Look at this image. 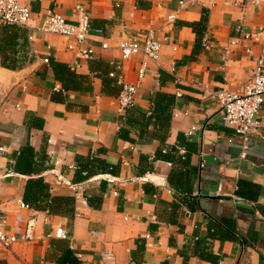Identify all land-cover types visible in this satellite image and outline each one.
Listing matches in <instances>:
<instances>
[{
    "label": "crops",
    "instance_id": "1",
    "mask_svg": "<svg viewBox=\"0 0 264 264\" xmlns=\"http://www.w3.org/2000/svg\"><path fill=\"white\" fill-rule=\"evenodd\" d=\"M20 2L32 11L28 28L20 27L31 61L12 70L0 59V214L10 233L31 223L35 240L0 245V264H60L67 249L79 264H259L264 102L260 128L243 141L224 125L218 96L250 77L244 49L259 47L242 36L264 26V0ZM78 5L89 16L91 57L83 55L86 44L68 50L64 37L33 30L49 8L76 22ZM204 11L208 50L185 25ZM148 32L166 39L159 58L122 59L120 42ZM123 84L136 92L134 105L121 109ZM25 145L43 169L31 177H43L52 197L73 200L56 214L19 206L30 176L15 171L14 158ZM171 154L176 161L164 157ZM78 158L95 162L99 173L71 187ZM103 170L112 179L100 197ZM89 195L99 196L98 207L88 205ZM215 225L232 239L208 237ZM56 230L67 239L55 237Z\"/></svg>",
    "mask_w": 264,
    "mask_h": 264
},
{
    "label": "built area",
    "instance_id": "2",
    "mask_svg": "<svg viewBox=\"0 0 264 264\" xmlns=\"http://www.w3.org/2000/svg\"><path fill=\"white\" fill-rule=\"evenodd\" d=\"M41 2L42 0H34ZM118 6V5H116ZM76 22L67 20L61 14L49 8L44 13L39 25L33 30L50 35L64 37L67 42V49L73 50L83 44L87 48L83 50L85 57H91L93 46L87 43V33L90 29V20L86 12L80 5L76 6ZM32 11L30 7L20 0H0V26L10 25L28 28L31 20ZM31 38V37H30ZM166 39L159 40L154 33L148 32L142 40L136 38H127L120 42L118 49L122 59L142 54L148 61H156L159 58L163 42ZM242 40L247 43H256L258 50L252 51L251 46H246L244 52L250 57L252 67L250 77L235 89H221L218 100L222 111V121L225 126L230 127L234 134L243 141H247L250 134L260 128L258 114L264 102V26L258 29L254 35L245 33ZM230 45L235 46L236 40H230ZM203 49L208 50L211 42L204 35L201 40ZM102 49H107L105 42L101 45ZM47 63V59H44ZM143 69L139 70V78L142 77ZM110 77H115L114 72L109 73ZM136 87L130 84H123L118 102L120 108H130L134 105V95ZM0 152L3 149L0 148ZM116 195V192H113ZM21 208H29L23 202H19ZM6 217L0 214V245L8 249L15 243H27L35 240L32 224L29 223L21 233H10L6 230ZM54 236L60 239H67V235L62 230H56ZM145 238H150L149 234ZM150 246V244L148 245ZM106 261H113L110 253L104 255Z\"/></svg>",
    "mask_w": 264,
    "mask_h": 264
},
{
    "label": "trees",
    "instance_id": "3",
    "mask_svg": "<svg viewBox=\"0 0 264 264\" xmlns=\"http://www.w3.org/2000/svg\"><path fill=\"white\" fill-rule=\"evenodd\" d=\"M206 16V12L204 11L199 21L185 23V25L190 27L192 32L195 34L198 45H200L202 36L206 30ZM26 40L27 37L25 29L10 25L0 26V59L1 65L3 67L16 70L20 69L25 62L31 61V58H28L27 56ZM164 157L170 161H176L174 154ZM35 158L36 153L29 145L23 146L14 158L15 171L19 174L30 176L26 182L23 202L28 205L29 208L34 210L46 211L50 215L56 214L60 211L59 207L61 205H71L73 200L52 197L49 193V186L44 181L43 177H31L33 173L42 172L43 170L42 168H39L41 160H39L37 163ZM94 164L95 162L91 161L90 159L82 160L81 158H78L75 166L74 177L69 185L71 187L77 186L79 183L86 182L93 175L98 174L99 170L93 169ZM181 164L185 166L186 162H181ZM106 172L108 171L103 170L101 173L109 175V172ZM107 183L108 179H101L98 189L100 197H102L104 194ZM168 183L170 189L175 191L177 190V186L174 183H172L170 180ZM95 198L96 200L100 201L99 196H86L87 203L90 205V207L99 206L95 203ZM210 229L213 230L212 233L208 234V237L210 238L219 237L223 240L231 238L226 233L221 232V229H219L216 225L209 226L208 230ZM59 262L60 264H79L78 260L70 249L65 250L64 255L59 259Z\"/></svg>",
    "mask_w": 264,
    "mask_h": 264
},
{
    "label": "water",
    "instance_id": "4",
    "mask_svg": "<svg viewBox=\"0 0 264 264\" xmlns=\"http://www.w3.org/2000/svg\"><path fill=\"white\" fill-rule=\"evenodd\" d=\"M23 74H25V72H23V73H21V75H23ZM20 75V76H21ZM16 77L17 76H13V78H12V80L10 81V82H12V81H16ZM19 77V76H18ZM4 87L3 86H1L0 85V102H1V98H2V96L4 95ZM102 178H105V179H112V177L111 176H109V175H103V176H101ZM259 264H264V259H260L259 260Z\"/></svg>",
    "mask_w": 264,
    "mask_h": 264
}]
</instances>
